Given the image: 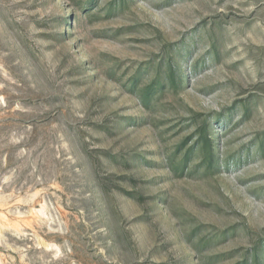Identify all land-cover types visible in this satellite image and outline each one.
I'll return each mask as SVG.
<instances>
[{
    "label": "rangeland",
    "instance_id": "374dc122",
    "mask_svg": "<svg viewBox=\"0 0 264 264\" xmlns=\"http://www.w3.org/2000/svg\"><path fill=\"white\" fill-rule=\"evenodd\" d=\"M0 264H264V0H0Z\"/></svg>",
    "mask_w": 264,
    "mask_h": 264
},
{
    "label": "trees",
    "instance_id": "16d2710c",
    "mask_svg": "<svg viewBox=\"0 0 264 264\" xmlns=\"http://www.w3.org/2000/svg\"><path fill=\"white\" fill-rule=\"evenodd\" d=\"M208 144H209V141H207V144H206V145H208ZM211 164L218 165V160H217V158H215V157H211Z\"/></svg>",
    "mask_w": 264,
    "mask_h": 264
}]
</instances>
